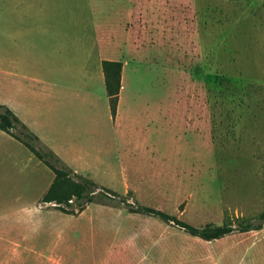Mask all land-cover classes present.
Here are the masks:
<instances>
[{
    "label": "rangeland",
    "instance_id": "374dc122",
    "mask_svg": "<svg viewBox=\"0 0 264 264\" xmlns=\"http://www.w3.org/2000/svg\"><path fill=\"white\" fill-rule=\"evenodd\" d=\"M14 37L32 53L18 64L2 54ZM103 60L122 63L115 126ZM53 89L74 121L56 143ZM0 106L52 165L120 198L96 190L82 212L66 208L73 215L42 204L53 173L0 131V264H264V225L204 241L120 202L195 228L258 223L264 0H0Z\"/></svg>",
    "mask_w": 264,
    "mask_h": 264
},
{
    "label": "trees",
    "instance_id": "16d2710c",
    "mask_svg": "<svg viewBox=\"0 0 264 264\" xmlns=\"http://www.w3.org/2000/svg\"><path fill=\"white\" fill-rule=\"evenodd\" d=\"M101 65L105 93L108 99L111 116L114 118L118 104L119 91L121 88L122 63L104 60L102 61ZM17 124L18 120L15 118L12 112L6 107L0 106V131L22 142L23 145L31 152V154H33L37 160L42 162L53 173V180L41 198L42 204H51L57 210L69 215H73L74 212L67 210L66 208L76 204L77 210L82 212L86 208V205L95 201L94 192L96 190H99L101 197L109 201L120 199L113 192L99 189L95 183L86 177L78 176L76 173L67 169L56 168L46 159L48 156L53 158V154H42L35 148L34 143L36 138L34 136L26 134L23 137H19L13 132ZM120 202L125 204L129 213H142L157 217L166 223L174 224L189 235L198 237L204 241H214L236 231L239 233L258 231L264 225V210L258 217L257 224L248 222L238 225L237 229L228 226H211L209 224L203 226L202 228H195L162 211L149 207L127 204L124 201Z\"/></svg>",
    "mask_w": 264,
    "mask_h": 264
},
{
    "label": "crops",
    "instance_id": "0c3cea01",
    "mask_svg": "<svg viewBox=\"0 0 264 264\" xmlns=\"http://www.w3.org/2000/svg\"><path fill=\"white\" fill-rule=\"evenodd\" d=\"M10 44V48L11 50H7V46H4L3 49V57L5 58H10L12 59V64H18L17 61H14L13 59H19L22 57H25L27 55H32V53L29 54H25L23 51L24 50V40L22 38H18V37H14V39H9L7 40ZM6 42V41H5ZM1 45H4V41L3 43H1ZM23 50V51H21ZM43 50H37V55H41L40 53H42ZM51 56L54 57L55 56V51L51 52ZM104 61V60H103ZM111 61V60H108ZM102 64V62H101ZM101 70H102V65H101ZM3 73L7 76L15 74L14 73V68H9L6 67L5 70H3ZM24 78H28L31 79L33 81H38L37 78H35L34 76H26L23 75ZM102 79H103V85H104V78H103V72H102ZM56 83H54L52 85L53 88L56 87ZM70 89V88H68ZM119 91V94L121 92ZM105 90V87H104ZM106 94V93H105ZM107 97V96H106ZM120 98V97H119ZM118 98V104H117V108H116V113L114 118L112 117L113 120V126H115V123L118 119V108L120 105V101ZM47 101H49V115H48V128H47V133H48V137L51 139V143H56L55 141L52 140H57L60 137H65L66 135L69 134V136H71V132L73 130V120L71 119L70 116L66 115V108L69 109L72 101H68L66 98L63 97H58L56 95V91L55 89L48 91L47 93ZM45 101V100H43ZM84 105L88 104V101H83ZM78 119L77 122L80 123L81 127L79 126L80 129H83L84 131L88 129V127L86 126V124L89 122L87 117H75ZM58 131H61L62 133L60 134ZM2 132V131H1ZM50 141V140H49ZM50 147H52L53 149L55 148L53 145H50Z\"/></svg>",
    "mask_w": 264,
    "mask_h": 264
}]
</instances>
